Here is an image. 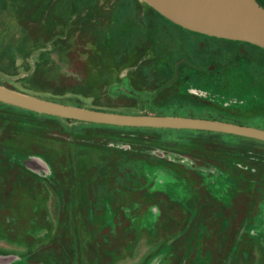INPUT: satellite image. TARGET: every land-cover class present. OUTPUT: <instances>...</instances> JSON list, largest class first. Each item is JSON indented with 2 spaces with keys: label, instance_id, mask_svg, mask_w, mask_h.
<instances>
[{
  "label": "rangeland",
  "instance_id": "rangeland-1",
  "mask_svg": "<svg viewBox=\"0 0 264 264\" xmlns=\"http://www.w3.org/2000/svg\"><path fill=\"white\" fill-rule=\"evenodd\" d=\"M0 85L264 127V50L143 0H0ZM0 264H264V142L0 102Z\"/></svg>",
  "mask_w": 264,
  "mask_h": 264
},
{
  "label": "water",
  "instance_id": "water-1",
  "mask_svg": "<svg viewBox=\"0 0 264 264\" xmlns=\"http://www.w3.org/2000/svg\"><path fill=\"white\" fill-rule=\"evenodd\" d=\"M169 21L207 36L264 49V8L256 0H143ZM0 102L87 123L211 131L264 142V129L222 120L87 109L27 95L0 85Z\"/></svg>",
  "mask_w": 264,
  "mask_h": 264
},
{
  "label": "trees",
  "instance_id": "trees-1",
  "mask_svg": "<svg viewBox=\"0 0 264 264\" xmlns=\"http://www.w3.org/2000/svg\"><path fill=\"white\" fill-rule=\"evenodd\" d=\"M263 8H264V0H256ZM224 40H226V39H224ZM228 41H232V40H228ZM238 42H242V41H238ZM244 43H247V42H244ZM250 44V43H249ZM251 45H253V44H251ZM253 46H256V45H253ZM256 47H258V46H256ZM262 49V48H261ZM264 50V49H263ZM26 110V109H25ZM30 111V110H29ZM34 112V111H33ZM53 117H55V116H53ZM57 117V116H56ZM206 118H208L207 116H206ZM66 120H69V119H66ZM221 120V119H220ZM75 121V120H74ZM222 121H226V120H222ZM82 122V121H81ZM87 123V122H86ZM235 123V122H234ZM91 124H95V123H91ZM238 124H243V125H248V124H245V123H242V122H238ZM98 125H104V124H98ZM105 126H113V125H105ZM117 127H120V126H117ZM121 127H123V126H121ZM259 128H262V129H264V127L263 126H258ZM129 128H142V127H129ZM152 129V128H151ZM167 129V128H166ZM184 130H188V129H184ZM198 131H201V130H198ZM208 132H211V131H208ZM215 133H217V132H215ZM221 134H224V133H221ZM226 135H228V136H233V137H238V138H246V137H240V136H236V135H231V134H226ZM249 139H251V138H249Z\"/></svg>",
  "mask_w": 264,
  "mask_h": 264
}]
</instances>
